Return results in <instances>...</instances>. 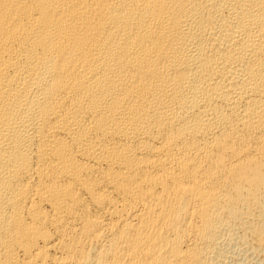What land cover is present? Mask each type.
<instances>
[{
    "label": "bare ground",
    "instance_id": "6f19581e",
    "mask_svg": "<svg viewBox=\"0 0 264 264\" xmlns=\"http://www.w3.org/2000/svg\"><path fill=\"white\" fill-rule=\"evenodd\" d=\"M0 264H264V0H0Z\"/></svg>",
    "mask_w": 264,
    "mask_h": 264
}]
</instances>
